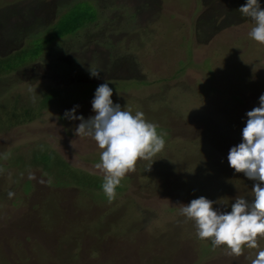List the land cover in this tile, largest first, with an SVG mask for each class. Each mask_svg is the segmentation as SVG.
Segmentation results:
<instances>
[{
  "label": "rangeland",
  "instance_id": "1",
  "mask_svg": "<svg viewBox=\"0 0 264 264\" xmlns=\"http://www.w3.org/2000/svg\"><path fill=\"white\" fill-rule=\"evenodd\" d=\"M245 3L0 0V264H251L264 239L229 256L200 240L179 209L204 196L230 212L237 196L252 198L255 182L227 159L264 94V45L249 37L254 24L238 11ZM86 4L99 7L98 19L73 37H51ZM30 49L37 60L23 67ZM106 81L114 104L142 112L165 140L111 200L96 142L75 135L78 120L61 123L77 105V116H94ZM64 231L76 233L64 240Z\"/></svg>",
  "mask_w": 264,
  "mask_h": 264
},
{
  "label": "clouds",
  "instance_id": "2",
  "mask_svg": "<svg viewBox=\"0 0 264 264\" xmlns=\"http://www.w3.org/2000/svg\"><path fill=\"white\" fill-rule=\"evenodd\" d=\"M238 11L254 24L249 37L264 45V7L259 0H246ZM100 73L90 68L91 77L99 79ZM112 96L106 81L95 91L94 116L87 120L77 116L78 105L64 114L67 120L79 121L75 135L91 138L101 150L95 167L103 173L101 187L110 200L126 175L136 171L139 161L152 160L165 146L163 135L157 132L158 125L147 121L140 111L133 114L114 104ZM246 116L242 142L230 149L227 159L236 173L255 182L252 198L237 196L230 212L214 209V202L204 196L179 205L184 222L195 223L200 240L210 241L214 250L223 247L227 255L236 258L244 254L245 248L258 249L259 240L264 239V94L259 97V106ZM251 264H264V249L256 253Z\"/></svg>",
  "mask_w": 264,
  "mask_h": 264
},
{
  "label": "trees",
  "instance_id": "3",
  "mask_svg": "<svg viewBox=\"0 0 264 264\" xmlns=\"http://www.w3.org/2000/svg\"><path fill=\"white\" fill-rule=\"evenodd\" d=\"M93 6V5H92ZM94 7V6H93ZM90 8H91V6H90V4H86L85 6H83V5H77L76 7H75V9L73 8L70 12H68V14L67 15H64L63 16V18L62 19H60V20H58L57 21V19L55 20V22L57 23H55L54 25H53V28H54V32H56L55 34H53V36H51L52 38H57V37H59V38H65V37H68V36H71V37H73V36H75V35H77L78 33H80V32H82V30L83 29H85L88 25H90L91 23H93L96 19H98L99 18V13H100V11H99V7H98V9L96 10L95 8V11H92V10H90ZM62 16V14L60 15V16H58V17H61ZM57 17V18H58ZM227 17H229V16H227ZM51 37H49V38H46L45 39V41L42 43V45H39V44H37V45H35V49H36V51H39V50H41L42 49V47H43V44H45L46 42H48V41H50L51 39ZM41 44V43H40ZM39 45V46H38ZM23 49V48H22ZM25 50V49H24ZM34 49H32V51H31V49L30 50H28L27 52L28 53H30V52H32L31 54H27V56H23V61L26 63L25 64V66H23V67H27L28 65H30V64H32V63H34L37 59H35L36 57H37V54L33 51ZM17 53H19V52H17ZM20 54V53H19ZM26 54V53H25ZM186 55H188L187 54V51H186ZM23 67H21V68H23ZM187 69V68H186ZM44 107H45V109L47 108V105H44ZM17 111H18V109H17ZM9 113V112H8ZM34 114H35V117H39V115H37L36 114V112L34 111ZM65 114V113H64ZM63 115V114H62ZM64 116V115H63ZM2 120V118L0 119V121ZM5 119H3L2 121H4ZM31 119H24V120H11V125L10 126H7L6 128H4L5 130L7 129V128H10V127H12V126H15V125H17V126H19V125H21V124H26L27 122H29ZM67 119H63L62 121H61V123L62 122H64V121H66ZM70 121V120H69ZM159 128V127H158ZM161 130V129H160ZM2 131V130H1ZM0 131V132H1ZM162 131H164L163 130V128H162ZM151 162H152V160H150ZM53 222H55L56 224H57V226H58V232L61 230V225L60 224H58V222H57V220H55V221H53ZM65 232V231H64ZM95 232L97 233V230H95ZM124 230L122 229V231H121V234L123 233L124 234ZM56 233V232H55ZM75 231L74 232H72V233H63V235H64V240L66 239V240H68L69 238H71V237H73L74 235H75ZM57 235H59L58 233H56L55 234V236L57 237ZM59 240H63V239H59ZM41 252V251H40ZM38 253V252H37ZM108 262V261H107ZM116 264H120L119 262L118 263H116Z\"/></svg>",
  "mask_w": 264,
  "mask_h": 264
}]
</instances>
